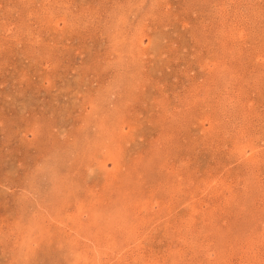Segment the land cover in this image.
<instances>
[{
  "label": "rangeland",
  "instance_id": "obj_1",
  "mask_svg": "<svg viewBox=\"0 0 264 264\" xmlns=\"http://www.w3.org/2000/svg\"><path fill=\"white\" fill-rule=\"evenodd\" d=\"M0 264H264V0H0Z\"/></svg>",
  "mask_w": 264,
  "mask_h": 264
}]
</instances>
